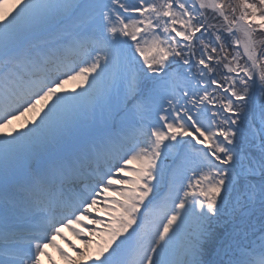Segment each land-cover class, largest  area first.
I'll list each match as a JSON object with an SVG mask.
<instances>
[{"label": "snow or ice", "instance_id": "snow-or-ice-1", "mask_svg": "<svg viewBox=\"0 0 264 264\" xmlns=\"http://www.w3.org/2000/svg\"><path fill=\"white\" fill-rule=\"evenodd\" d=\"M48 248L264 264V0L0 12V264H51Z\"/></svg>", "mask_w": 264, "mask_h": 264}, {"label": "rangeland", "instance_id": "rangeland-1", "mask_svg": "<svg viewBox=\"0 0 264 264\" xmlns=\"http://www.w3.org/2000/svg\"><path fill=\"white\" fill-rule=\"evenodd\" d=\"M14 4H15V2L13 0H6V1L3 0V3L0 4V12L10 11L12 9V7H13ZM66 87L71 88V87H73V85L72 84H69V85H66ZM20 124L19 123H15V124H12L11 127L12 128H17V127L20 126ZM78 246H79V248H83V245L80 243V241L78 243ZM75 258H76V254L74 253V259ZM61 264H68V262L67 261H64Z\"/></svg>", "mask_w": 264, "mask_h": 264}, {"label": "bare ground", "instance_id": "bare-ground-1", "mask_svg": "<svg viewBox=\"0 0 264 264\" xmlns=\"http://www.w3.org/2000/svg\"><path fill=\"white\" fill-rule=\"evenodd\" d=\"M14 2H15V0H13ZM15 123H21V121L20 120H17V121H13V123L12 124H15ZM92 215H95L94 213H92ZM100 218H106V217H104V215H103V213H101L100 214ZM90 227V226H89ZM64 230H62V232H63ZM73 243V242H72Z\"/></svg>", "mask_w": 264, "mask_h": 264}]
</instances>
